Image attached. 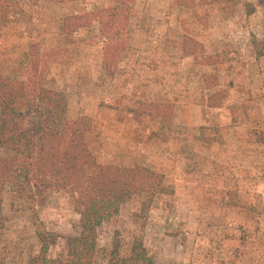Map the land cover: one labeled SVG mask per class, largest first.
Returning a JSON list of instances; mask_svg holds the SVG:
<instances>
[{
    "label": "rangeland",
    "instance_id": "obj_1",
    "mask_svg": "<svg viewBox=\"0 0 264 264\" xmlns=\"http://www.w3.org/2000/svg\"><path fill=\"white\" fill-rule=\"evenodd\" d=\"M116 0H0V73L25 79L32 45L64 47L49 66L69 116L88 118L86 142L101 164L145 165L164 175L172 194L158 195L142 226L140 199L126 202L98 231L95 264H107L114 236L128 254L144 238L155 264H264V0H138L130 41L115 74L106 72L100 24L62 29L65 16ZM187 37L202 44L186 55ZM211 56L213 62H207ZM205 74L216 76L205 81ZM222 91L213 106L210 94ZM172 101L170 127L133 109ZM221 101V100H220ZM0 258L28 264L39 250L34 212L6 193ZM41 229L59 235L49 255L79 232L72 197L51 192L37 208Z\"/></svg>",
    "mask_w": 264,
    "mask_h": 264
},
{
    "label": "trees",
    "instance_id": "obj_2",
    "mask_svg": "<svg viewBox=\"0 0 264 264\" xmlns=\"http://www.w3.org/2000/svg\"><path fill=\"white\" fill-rule=\"evenodd\" d=\"M137 1L116 0L114 5L97 11L67 15L62 22L63 32L72 34L98 20L104 67L113 75L129 45L130 14ZM253 46L258 55L264 54V38L253 39ZM196 50H202V44L187 37L185 54L193 55ZM64 51V47L46 51L32 45L25 79L0 73V229L7 220L3 204L10 192L14 200L27 203L34 212L39 250L28 264H95L99 228L119 215L126 202L140 199L135 217L144 226L155 198L173 193L164 184V175L145 165L97 161L86 142L88 118H71L65 94L50 86L54 79L49 76V66L60 60ZM206 61L214 59L206 56ZM215 78L205 74L208 83ZM209 97L217 99L212 100L213 106L225 98L222 91ZM174 111L172 101H150L139 103L133 115L139 120L148 115L170 127ZM53 191L68 193L80 216L78 234L65 236V250L55 257L49 251L59 235L41 229L37 214V208L46 205ZM0 264L8 263L0 258ZM107 264H155V260L141 235L134 236L129 253L123 254L122 241L116 234Z\"/></svg>",
    "mask_w": 264,
    "mask_h": 264
}]
</instances>
